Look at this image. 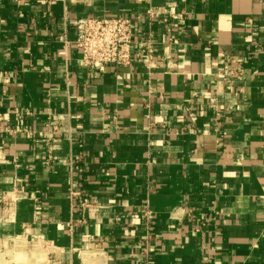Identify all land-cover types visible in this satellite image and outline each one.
I'll return each mask as SVG.
<instances>
[{
  "label": "crops",
  "instance_id": "0c3cea01",
  "mask_svg": "<svg viewBox=\"0 0 264 264\" xmlns=\"http://www.w3.org/2000/svg\"><path fill=\"white\" fill-rule=\"evenodd\" d=\"M86 16L154 59L86 68ZM0 264H264V0H0Z\"/></svg>",
  "mask_w": 264,
  "mask_h": 264
},
{
  "label": "built area",
  "instance_id": "2783aa9c",
  "mask_svg": "<svg viewBox=\"0 0 264 264\" xmlns=\"http://www.w3.org/2000/svg\"><path fill=\"white\" fill-rule=\"evenodd\" d=\"M147 18L152 21L155 12L149 10ZM173 19H181V15L173 16ZM144 17L132 18L129 16H106L80 17L76 20L77 38L74 41L79 49L83 65L89 69L117 68L131 66L136 62L143 61L147 56L149 60L154 59V45L150 32H143ZM169 22V19H165ZM178 27L177 23H171ZM173 41L172 37L168 38ZM183 51V50H181ZM237 75V68L228 66V71L222 74L224 80H229ZM62 131V124L55 118H49L46 124V132L50 137L58 136ZM72 197L80 196L78 190L72 189ZM14 197H16L14 195ZM93 199V198H91ZM92 206V202L85 200L82 202V213L86 208ZM150 211L146 212L149 216ZM72 227L73 223H69Z\"/></svg>",
  "mask_w": 264,
  "mask_h": 264
}]
</instances>
